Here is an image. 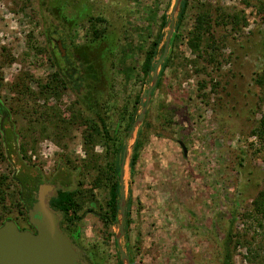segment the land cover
Listing matches in <instances>:
<instances>
[{
    "label": "rangeland",
    "instance_id": "obj_1",
    "mask_svg": "<svg viewBox=\"0 0 264 264\" xmlns=\"http://www.w3.org/2000/svg\"><path fill=\"white\" fill-rule=\"evenodd\" d=\"M42 1L0 0V105L7 110L8 130L15 137L9 144L4 136L0 138V173L9 177L11 185L9 198L0 204V223L15 218L25 224L26 210H21L22 214L17 206L20 188L15 177L25 169H36L59 188L78 190L75 202L80 218L64 220V224H69L75 241L83 247L84 263L117 264L119 219L107 226L100 218L108 212V189L95 184L100 174L97 169L105 166L103 142L100 138L92 144L86 142L84 119L89 112L71 85L58 88L59 93L51 92L48 98L39 93L40 85L63 64L55 44L60 36L48 39ZM174 2L52 0L51 9L54 25L68 36L72 49L84 45L88 28L84 18H77L79 11L106 17L108 35L83 49L101 58L110 55L108 61L117 63L114 54L119 55L125 35H130L135 49L145 47L149 38L143 28L154 34L159 17L165 14L168 18ZM190 3L180 30L187 37L176 38L174 29L167 52L168 56L174 50L170 67L161 75L159 67L161 85L154 88L137 127L136 135L139 132L143 141L138 159L133 169L128 165L125 169L121 246L131 264H220L224 251L218 243L230 234L232 240L246 241L258 254L257 260H249L245 246H231L233 264H264V230L244 219L251 210L252 197L264 188V140L251 134L264 105L255 117L250 109L263 90L255 78L264 76V0ZM217 6L221 12L238 14L246 21L236 30L215 24L219 59L192 63L195 55L188 48L187 32L198 12L209 8L215 14ZM168 31L166 22L159 47ZM62 48L65 56L67 49ZM162 51L158 50L154 64ZM139 57L134 60L139 62ZM10 58L13 60L6 62ZM110 65L103 63L104 76L112 75ZM151 73L140 83L134 75L128 79L119 70L124 76L116 77L114 90L101 89L100 102L114 100L120 109L124 103H132V96L138 93L136 118ZM60 77L64 80L62 74ZM16 83L30 86L34 94L25 91L26 95L20 96ZM202 94L208 100L204 101ZM178 141L186 146V155Z\"/></svg>",
    "mask_w": 264,
    "mask_h": 264
},
{
    "label": "trees",
    "instance_id": "obj_2",
    "mask_svg": "<svg viewBox=\"0 0 264 264\" xmlns=\"http://www.w3.org/2000/svg\"><path fill=\"white\" fill-rule=\"evenodd\" d=\"M51 4L52 0H43L41 2V8L45 19L44 22L46 25V33L49 36V40H52V37L54 36H60L64 47L67 49V54L63 57H61V55L59 54L58 60L60 59L61 61H63V64H61L54 73H51V76L48 77V79L45 81V84L40 85L41 87L39 93L41 94V96L48 98L49 95H51V92L54 94H58V88L67 89V87L71 85L72 90L78 95L82 103L86 106L85 108L89 112V116L84 119V122L86 124V142L89 143L91 141L92 144L96 141L97 138H100L103 142L102 144L104 147V151L102 154L105 160V166H103L102 168L99 167V169H97L100 171V174L96 176L98 178L95 180V184L98 185L101 183L103 185H106V188L108 189V212L107 215L105 214L100 216V218L108 226L112 221L117 220L119 210L118 165L123 149L121 139L124 135L127 134L133 120L135 119L137 104L139 103V94L137 93L132 96V103H124L119 109L114 100L113 102H111V100L105 99L103 102H100L99 93H101V89L105 87L110 90H114V88L116 87V77L119 75L122 76V74H119V70H121L122 73H124L125 77L128 79L134 75L135 79H137V82H144L145 77L148 76L154 68V61L158 50H163L164 45H161V47H159V44L163 36L162 30L166 25L167 18L165 14H162L159 17L160 21L158 24V28L152 35L146 32L145 28H143V31L149 39L147 40L146 46L141 49H135L133 47V41L130 39V35L127 33L124 39H126L128 42H126V40H123L119 47L121 54H114L115 61H117V63L121 62V66L116 67L117 63H115L114 61H108L111 58L110 55H105L104 58H101L98 57L95 53L93 54L89 50L83 49L87 44H89L87 47H90L94 46V44L102 42L103 38L108 35V21L106 17H104L102 14H90L86 11V9L79 11L77 18L80 16L84 18L88 28L85 33L84 45H78L77 47H73L72 49V47L70 48L68 46L69 43H67L68 36H66L65 33H61L60 29H58L57 26H55L53 23L55 20V16L51 9ZM190 4V0L181 1L180 10L177 15L178 22H176L175 26L177 30V33L175 34L176 38L187 37L183 32H180V30H182L181 28L184 23V18L186 16V13L188 12ZM215 10L217 11L215 14H213V11H210L209 8L198 12L194 17V23L190 31L187 32V35H189L187 39L188 48L195 55V59L191 60L192 63L198 61L197 59H202L204 61H208L209 63H212L217 58L219 59L218 54H216V51L219 47L216 44V38L214 37L215 24L223 26L230 25L231 30H236L237 28H239L240 23L244 24L246 21L238 14H226L224 12H221L220 6H217L214 11ZM62 30L64 32V27H62ZM144 32H139V35L142 36ZM115 44L116 43L114 42V45ZM118 44H120V42ZM173 51L174 50H172L171 54H169L161 64L159 75L163 74L164 71L170 67L171 61L173 59ZM138 54L140 56L139 62L136 61V58L134 60V57H136ZM128 57L131 58L128 59ZM11 60H13V58L7 59L6 62H10ZM105 61L106 64L111 63L110 70H112V75L110 77L106 75L104 76L102 72V65L103 63H105ZM59 73L63 75L64 80L61 79ZM107 78L109 79L108 81ZM161 81V79L157 81V88L160 87ZM255 81L259 85H262L263 90L259 95H257V104H254L250 108L252 117H255L257 112L261 111L262 105H264V76H258L257 78H255ZM104 82H106V86L103 85ZM11 87L14 88L12 85ZM15 89L20 96L26 95L27 93L31 95L34 94L32 93V91H30V86L28 87L27 85H19V83H16ZM35 95H37V97L40 96L38 92H35ZM201 97L204 101L208 100V96L204 94H202ZM6 112L7 110L5 109V107L0 105V113L3 117V122H0V130L2 129L4 140L9 144L12 143L15 137L11 134L12 131L8 130L10 125H7V116H5ZM115 115L116 119L114 118ZM251 134L256 135L261 140H264V110L262 111L259 119L256 120V125L251 130ZM0 138H2L1 133ZM142 143L143 141L142 139H140L138 132L130 160L131 169H133L138 159L139 149L142 147ZM2 157L3 153L0 150V159ZM20 165L22 166V164ZM34 172L37 173L38 170L25 169L20 172L21 175L19 174L15 177L20 188L17 192V206L20 208L19 212H21L22 214L24 212L21 210H26V207L28 208L33 200V193L32 191L29 192L28 186L30 187L34 181V178L32 177ZM38 173L41 172L39 171ZM116 173L117 175H115ZM35 176H37V174ZM42 177L43 175H41V178ZM9 182V177L5 173H0V204L3 203L6 197L9 198L10 196L9 191L11 185ZM77 193L78 190L59 188L58 191L49 198V205L54 210L62 214V216L66 218V220L72 222L78 217L76 213L77 208L75 202ZM246 212L247 213L244 219L252 220L255 227L258 226L259 228L264 230V188L258 190L255 193L251 201V210ZM25 214L26 218H28V214L26 213V211ZM9 219L13 220L12 218ZM15 220L16 219L14 218L13 221L15 222ZM2 224L3 222L0 223V225ZM218 244L219 249H221V251H224L223 254L221 253L222 259L220 264H228L230 262L233 263L231 259L232 254L230 252L231 246H245L246 253L248 255L247 258L249 260L255 261L258 258L257 252L254 251L246 241H240V238L232 240V235L230 234L224 239V241ZM117 264H122V262L119 260Z\"/></svg>",
    "mask_w": 264,
    "mask_h": 264
},
{
    "label": "water",
    "instance_id": "obj_3",
    "mask_svg": "<svg viewBox=\"0 0 264 264\" xmlns=\"http://www.w3.org/2000/svg\"><path fill=\"white\" fill-rule=\"evenodd\" d=\"M182 0H175L167 24L169 31L164 39L163 51L151 71L150 85L142 93L141 109L132 122L128 134L124 139L123 149L118 167L119 197L118 215L119 229L116 234L117 249L122 264H131L130 258L121 246L125 225V186L124 175L126 166L130 167L133 146L136 140L137 127L142 123L150 97L158 81V70L164 62L169 50L172 34L175 29V16L180 10ZM61 54L64 49L59 47ZM183 154L187 148L182 141H178ZM54 189L52 184L42 183L39 186L36 200L29 209L30 223L36 233L19 229L16 223L8 219L0 225V264H77L78 252L74 249L69 238L58 228L59 216L46 205L47 194ZM228 264H233L232 262Z\"/></svg>",
    "mask_w": 264,
    "mask_h": 264
},
{
    "label": "flooded vegetation",
    "instance_id": "obj_4",
    "mask_svg": "<svg viewBox=\"0 0 264 264\" xmlns=\"http://www.w3.org/2000/svg\"><path fill=\"white\" fill-rule=\"evenodd\" d=\"M60 41H62L61 39H58L57 41L55 40V44H56V48L58 49V52H59V54L61 55V56H64V54L62 55L61 54V51H60V49H59V47L61 46V48H62V45L64 46V44L62 43V42H60ZM66 54H67V52H66ZM2 136H4V134H2ZM6 143H8L7 141H6ZM39 172V171H38ZM33 173V175H32V177L34 178V181H33V183H32V185L29 187L28 186V190H29V192H31L32 191V193H33V200H32V202H31V204H30V206L27 208L26 207V211H27V214H28V218H26L25 220H22L23 222H25V224H21L20 225V223H18L16 220H15V223H16V225L18 226V228L19 229H22V230H28V231H30V232H32V233H36V229H35V227L30 223V220H29V209H30V207L32 206V204H33V202L36 200V196H37V192H38V189H39V186H40V184H42V183H48V184H52L53 186H54V189L53 190H51L48 194H47V196H46V205L51 209V210H53L54 212H56L57 214H58V216H59V220H58V228L69 238V240L71 241V243H72V245H73V247H74V249L78 252V259H77V264H85L84 263V260H85V252H84V249H83V247L81 246V244H78V242H76L75 241V238H74V236H73V233L71 232V230H70V228H69V224H64V222L66 221L67 223L69 222L68 220H66V218H64L63 216H62V214H60L59 212H57L56 210H54L52 207H50V205H49V198L51 197V196H53L57 191H58V189H59V187H58V185H57V183L54 181V180H48V179H45V178H41V175H42V173ZM37 174V176H35ZM39 174V175H38ZM41 174V175H40ZM40 180V181H39ZM42 180V181H41ZM64 189H67V188H64ZM85 212H91V211H85ZM96 214V213H95ZM97 216H100V215H97ZM80 218V216H78L77 217V219H79ZM76 219V220H77ZM65 220V221H64ZM75 221V220H74ZM27 224V225H26Z\"/></svg>",
    "mask_w": 264,
    "mask_h": 264
}]
</instances>
